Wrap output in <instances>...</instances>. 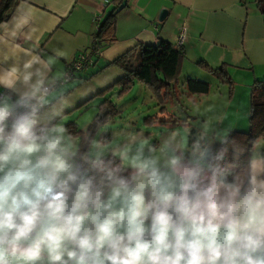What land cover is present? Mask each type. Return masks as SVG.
<instances>
[{"label": "clouds", "instance_id": "9594fccd", "mask_svg": "<svg viewBox=\"0 0 264 264\" xmlns=\"http://www.w3.org/2000/svg\"><path fill=\"white\" fill-rule=\"evenodd\" d=\"M26 56L0 68V264H264V147L232 129L82 145L51 62Z\"/></svg>", "mask_w": 264, "mask_h": 264}, {"label": "crops", "instance_id": "0c3cea01", "mask_svg": "<svg viewBox=\"0 0 264 264\" xmlns=\"http://www.w3.org/2000/svg\"><path fill=\"white\" fill-rule=\"evenodd\" d=\"M111 1L18 0L0 22V36L4 37L0 41V68L10 66V58H28L26 53L30 52L51 62L48 83L61 79L66 64L92 43L98 24L112 7ZM21 5L23 11L30 12L28 23L10 39L5 34L13 18L20 16L17 10ZM162 9L167 14L159 21ZM115 34L116 40L103 48L92 66L50 92L49 100L63 96L73 101L64 115L66 125L74 124L81 130L74 114L104 96L96 94L122 76L118 68L107 63L138 44L165 40L177 45L183 35L182 69L186 62L202 60L225 75L211 73L221 83L218 91H212L220 104L213 134L227 129L249 130L251 88L254 82L264 80V8L258 7L257 0H128L117 13ZM211 88L209 83L207 98ZM216 104L209 106L215 108ZM165 127L171 130L176 126ZM256 143L264 147V137Z\"/></svg>", "mask_w": 264, "mask_h": 264}, {"label": "trees", "instance_id": "16d2710c", "mask_svg": "<svg viewBox=\"0 0 264 264\" xmlns=\"http://www.w3.org/2000/svg\"><path fill=\"white\" fill-rule=\"evenodd\" d=\"M17 1L0 0V22L9 15ZM127 2L128 0H112L110 11L98 24L93 40L101 45V52L103 48L116 40V16L127 5ZM257 5L261 9L264 8V0H257ZM99 56L94 58L93 64ZM183 60L182 48L168 41L159 40L151 45L138 44L107 63V66L118 68L122 72V76L96 95L105 96V94L116 88L121 94L130 90L136 82H139L153 91L159 100V105H161V115L157 117L159 125H171L172 127L183 125V122L174 119L176 116L165 106L168 99L177 94L176 86L178 85ZM197 65L208 73L219 72L221 76H225L222 75L220 68H211L202 60L197 61ZM184 86L185 94H206L209 90V83L193 78H186ZM105 104L111 105V101L105 98L99 104L98 109L103 110L106 107ZM99 121L105 123L104 118H101V114L94 117L86 131L77 129L74 124L67 125V127L69 132L80 139L82 145H85L91 139V135L95 132ZM232 135L243 147H251L253 142H257L259 138L264 137V80L254 82L251 88L249 130L247 132L232 131Z\"/></svg>", "mask_w": 264, "mask_h": 264}, {"label": "rangeland", "instance_id": "374dc122", "mask_svg": "<svg viewBox=\"0 0 264 264\" xmlns=\"http://www.w3.org/2000/svg\"><path fill=\"white\" fill-rule=\"evenodd\" d=\"M186 78L210 83L212 87L210 90L211 96L207 98L205 94L192 93L185 95L184 80ZM220 85L221 83L217 77L200 68L197 63L186 62L180 72L178 85L176 86V96L169 98L168 102L165 103V106L170 108V112L176 116L174 119H178L186 125L180 124V126H176L171 130L157 124V117L161 115L159 100L153 91L139 82H136L130 90L121 94L117 88L112 89L105 96L89 101V104L83 106L74 115H76L75 119L79 123V128L86 131L94 117L101 114V118H104L105 123L98 122L91 139L102 142L109 150L134 138L133 133L143 132L156 144L159 143V137L167 136L173 130L186 139H191L189 133L193 129L197 133L206 132L208 135H214L213 122L220 113V104L219 99L213 97L212 91H218ZM105 98L111 101V105L105 104L106 107L99 110L98 106ZM215 101H217L215 108H211L209 105H212Z\"/></svg>", "mask_w": 264, "mask_h": 264}, {"label": "built area", "instance_id": "2783aa9c", "mask_svg": "<svg viewBox=\"0 0 264 264\" xmlns=\"http://www.w3.org/2000/svg\"><path fill=\"white\" fill-rule=\"evenodd\" d=\"M183 41V35H180L177 40V46H181ZM101 54V45L95 40L87 47V49L79 53L73 61L69 62L65 66V70L61 79L48 83L51 91L58 88L64 82L74 78L77 72H81L93 64L94 58ZM4 89H0V93L4 92Z\"/></svg>", "mask_w": 264, "mask_h": 264}, {"label": "water", "instance_id": "95a60500", "mask_svg": "<svg viewBox=\"0 0 264 264\" xmlns=\"http://www.w3.org/2000/svg\"><path fill=\"white\" fill-rule=\"evenodd\" d=\"M166 14H167V10H166V9H162V10L159 12L158 20H159V21H162V20L165 18Z\"/></svg>", "mask_w": 264, "mask_h": 264}]
</instances>
